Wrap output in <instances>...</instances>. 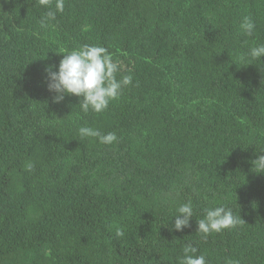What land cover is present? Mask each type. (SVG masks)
Here are the masks:
<instances>
[{"label": "trees", "instance_id": "trees-1", "mask_svg": "<svg viewBox=\"0 0 264 264\" xmlns=\"http://www.w3.org/2000/svg\"><path fill=\"white\" fill-rule=\"evenodd\" d=\"M45 11L0 0V264H180L188 243L207 264H264V57L247 56L264 0H64L41 29ZM86 43L132 78L100 113L47 88L45 68ZM221 205L241 222L205 238L197 220Z\"/></svg>", "mask_w": 264, "mask_h": 264}, {"label": "clouds", "instance_id": "clouds-1", "mask_svg": "<svg viewBox=\"0 0 264 264\" xmlns=\"http://www.w3.org/2000/svg\"><path fill=\"white\" fill-rule=\"evenodd\" d=\"M38 4L47 9L38 23L41 29H46L56 20L57 13L64 12V0H38ZM54 6V10H53ZM256 29L255 21L244 16L239 23V31L247 36H252ZM65 53L59 61L58 70L56 65L45 68L47 88L55 95L52 97L54 103H59L65 95H75L80 98L81 110L100 113L106 110L111 101L116 100L125 86L132 81L131 76L123 75L117 78L121 71V65L114 61L109 49L96 44H83L71 50L61 51ZM247 56L255 60L264 57V43L250 47ZM243 59V57H242ZM80 139L85 137H96L101 144L110 145L117 141L115 132L102 134L98 129L89 126L78 128ZM260 151H264L261 148ZM253 170L257 173L264 172V155H259L252 161ZM33 163L26 165L27 171H32ZM203 218L197 220V232L205 238L212 232H221L224 229L235 228L241 221L233 215L231 208L225 206L208 207L204 210ZM182 214V215H181ZM175 216L173 227L182 231L190 226V218L194 216L192 201L182 203ZM241 218V216H240ZM123 233L118 232L117 235ZM180 264H207L203 254L191 243L183 247V255Z\"/></svg>", "mask_w": 264, "mask_h": 264}]
</instances>
